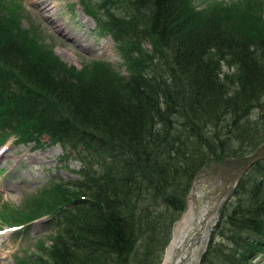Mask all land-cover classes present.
Segmentation results:
<instances>
[{
  "label": "trees",
  "instance_id": "1",
  "mask_svg": "<svg viewBox=\"0 0 264 264\" xmlns=\"http://www.w3.org/2000/svg\"><path fill=\"white\" fill-rule=\"evenodd\" d=\"M79 2L125 73L97 60L66 66L36 25L22 26L20 0H0V142L58 144L78 164L3 213L17 227L45 215L56 228L43 255L17 263L161 264L197 173L254 157L197 261L253 264L264 251L262 0Z\"/></svg>",
  "mask_w": 264,
  "mask_h": 264
},
{
  "label": "rangeland",
  "instance_id": "2",
  "mask_svg": "<svg viewBox=\"0 0 264 264\" xmlns=\"http://www.w3.org/2000/svg\"><path fill=\"white\" fill-rule=\"evenodd\" d=\"M77 1L41 0L43 7L39 10L32 6L33 0H21L30 11V13L26 11V16L21 18V24L23 27L29 26L30 23L36 25L40 31L38 36L43 39L44 43L47 42L50 46L49 49L66 66L79 70L82 66L90 64L91 59H100L109 63L111 67L118 70L117 72L125 73L112 40L97 32L93 20L82 13L80 2ZM211 1L193 0V3L197 8H201ZM217 1L224 2V6H227L239 0ZM262 3L258 8L264 23V0ZM48 9L53 12H48ZM229 13L232 12L220 11L221 16H228ZM53 18L63 26V31L66 34H59L55 30ZM230 18L232 20V17ZM67 35H71L73 40L68 39ZM63 154L57 144L34 148L32 143L18 145L11 137L0 145V264H18L19 258L43 255L44 248L51 244L56 235L54 231L56 228L52 225L50 217L44 215L16 229L7 227L11 224H7L9 220H5L3 213L7 214L9 209L21 210L23 201H27L31 197V192L49 178L67 179L73 177L72 172L77 169L78 164L70 156L63 158ZM244 161L231 158L210 161L197 173L189 194L205 189L199 201L200 212L212 206L217 193L223 190L229 177L244 165ZM27 196H29L28 199L25 198ZM224 196H221L220 200ZM191 206L192 196L189 195L186 197V209L173 228L187 211L190 210L192 217ZM215 221L216 211L210 216L212 227ZM211 226L208 229H212ZM207 233L208 230H206L200 252L206 245ZM200 252L194 264H197ZM161 264H163V260ZM253 264H264V251L254 256Z\"/></svg>",
  "mask_w": 264,
  "mask_h": 264
},
{
  "label": "water",
  "instance_id": "3",
  "mask_svg": "<svg viewBox=\"0 0 264 264\" xmlns=\"http://www.w3.org/2000/svg\"><path fill=\"white\" fill-rule=\"evenodd\" d=\"M252 161H253V158H249L242 167H240L238 170H236V172L232 176L229 177L226 186L223 188V190L220 193L218 192L217 195L215 196L212 206H210L209 208H206L202 212V214L199 213L200 212L199 201H200V198L202 197V194L204 193L205 189H200V191H198V193H190V194L188 193L189 195L192 196V206H191L192 217H191V221L189 220L190 221L189 227L185 231V234H184L185 237H184V241H183V244H184L183 248H184L185 253L182 257L179 258L178 264H185V262L188 261L187 259H189L191 256L192 248L194 246L200 245L201 238L203 237V235L206 231L207 223L210 219L211 214L216 211V208L219 204V200H220L221 196H224V194L234 185V182L236 181L237 177L247 168V166ZM189 195H187V196H189ZM170 240H171V238H170ZM168 244H169V242H168ZM168 244H167V246H168ZM179 250L180 249H178L176 247L172 251V253H171V259L172 260L175 258L176 254L179 252ZM165 251H166V249H165Z\"/></svg>",
  "mask_w": 264,
  "mask_h": 264
},
{
  "label": "bare ground",
  "instance_id": "4",
  "mask_svg": "<svg viewBox=\"0 0 264 264\" xmlns=\"http://www.w3.org/2000/svg\"><path fill=\"white\" fill-rule=\"evenodd\" d=\"M48 12H53V10L48 9ZM52 22H53L54 26H56L55 30H57L59 32V34H66V32L63 31V26L60 23H58L57 20H54V18H53ZM67 36H68V39L73 40V37L71 35H67ZM259 153H260V151H259ZM189 220L191 221L190 210H189V212L187 211V213L181 217V219L177 222L176 226L173 228L171 240L169 241V244H168L166 251H165L166 254H165V258L163 259V264H178L179 258L184 255V253H185L184 248H183V246H184L183 241H184V237H185L184 234H185V231L189 227V222H190ZM209 225H210V220L207 223L206 230H208ZM205 234H206V231H205L203 237L201 238L200 245L194 246L192 248L191 256L189 259H187L188 261H186L185 264H194V262L197 258V255L199 254V252L201 250V247H203V242L205 240ZM176 247L180 250L176 254L175 258L172 260L171 259V253Z\"/></svg>",
  "mask_w": 264,
  "mask_h": 264
}]
</instances>
